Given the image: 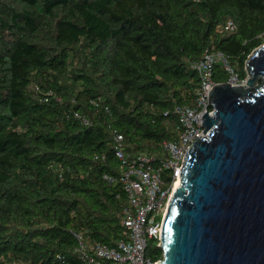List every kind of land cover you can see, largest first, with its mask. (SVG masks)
I'll return each mask as SVG.
<instances>
[{
	"label": "trees",
	"instance_id": "trees-1",
	"mask_svg": "<svg viewBox=\"0 0 264 264\" xmlns=\"http://www.w3.org/2000/svg\"><path fill=\"white\" fill-rule=\"evenodd\" d=\"M263 43L264 0H0V264H86L76 232L126 238L113 131L160 161L193 62L221 50L245 78Z\"/></svg>",
	"mask_w": 264,
	"mask_h": 264
},
{
	"label": "water",
	"instance_id": "water-1",
	"mask_svg": "<svg viewBox=\"0 0 264 264\" xmlns=\"http://www.w3.org/2000/svg\"><path fill=\"white\" fill-rule=\"evenodd\" d=\"M245 69L244 85L211 89L214 115L185 156L157 264H264V43Z\"/></svg>",
	"mask_w": 264,
	"mask_h": 264
},
{
	"label": "built area",
	"instance_id": "built-area-1",
	"mask_svg": "<svg viewBox=\"0 0 264 264\" xmlns=\"http://www.w3.org/2000/svg\"><path fill=\"white\" fill-rule=\"evenodd\" d=\"M235 28V22L228 19L225 29ZM217 63L228 74L225 82L231 85L246 83V77L240 75L227 54L221 50H206L192 64L200 79L195 103L174 105L173 112L177 116L175 136L163 140L167 155L160 161L150 153L129 151L124 145V135L117 130L113 131L114 149L120 160V169L111 179L120 182L127 195L121 217V225L127 237L120 238L115 245H109L76 232V250L86 264H157L160 261L149 256L147 251L154 239L159 240L157 245L160 246L163 218L180 179L189 147L208 134L203 127V116L206 111L210 115H214L215 111L210 92L214 86L223 83L214 79ZM80 118L84 123L88 122L85 115Z\"/></svg>",
	"mask_w": 264,
	"mask_h": 264
},
{
	"label": "bare ground",
	"instance_id": "bare-ground-1",
	"mask_svg": "<svg viewBox=\"0 0 264 264\" xmlns=\"http://www.w3.org/2000/svg\"><path fill=\"white\" fill-rule=\"evenodd\" d=\"M179 185H180V179L177 181L176 187H178Z\"/></svg>",
	"mask_w": 264,
	"mask_h": 264
},
{
	"label": "rangeland",
	"instance_id": "rangeland-1",
	"mask_svg": "<svg viewBox=\"0 0 264 264\" xmlns=\"http://www.w3.org/2000/svg\"><path fill=\"white\" fill-rule=\"evenodd\" d=\"M259 83V82H258Z\"/></svg>",
	"mask_w": 264,
	"mask_h": 264
}]
</instances>
